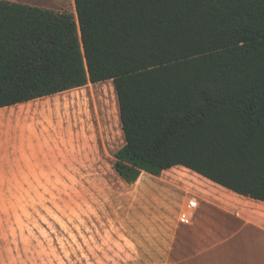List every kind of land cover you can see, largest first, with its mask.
Here are the masks:
<instances>
[{
  "label": "trees",
  "instance_id": "obj_1",
  "mask_svg": "<svg viewBox=\"0 0 264 264\" xmlns=\"http://www.w3.org/2000/svg\"><path fill=\"white\" fill-rule=\"evenodd\" d=\"M0 0V108L113 80L114 168L187 167L264 201V0Z\"/></svg>",
  "mask_w": 264,
  "mask_h": 264
},
{
  "label": "rangeland",
  "instance_id": "obj_2",
  "mask_svg": "<svg viewBox=\"0 0 264 264\" xmlns=\"http://www.w3.org/2000/svg\"><path fill=\"white\" fill-rule=\"evenodd\" d=\"M10 1L77 18L75 0ZM51 105L40 137L50 143L49 159L33 172L34 191L0 193V264L160 262L153 254L157 216L167 221L179 209L173 196L195 173L176 167L134 184L121 178L114 164L125 135L111 80L59 95ZM40 120L42 126L43 113Z\"/></svg>",
  "mask_w": 264,
  "mask_h": 264
},
{
  "label": "crops",
  "instance_id": "obj_3",
  "mask_svg": "<svg viewBox=\"0 0 264 264\" xmlns=\"http://www.w3.org/2000/svg\"><path fill=\"white\" fill-rule=\"evenodd\" d=\"M98 83L0 108V193L34 191L33 172L46 167L49 159L50 143L40 137L42 128L48 126L51 104L59 95ZM176 167L184 166L170 169ZM193 172L185 179L190 186L180 185L182 191L173 196L179 209L167 213V221L157 216L153 254L163 259L137 264H264V201ZM144 175L155 176L143 171L136 183ZM189 194H193L191 199ZM192 199L198 202L194 208L190 207ZM184 213L189 215L187 221L182 219Z\"/></svg>",
  "mask_w": 264,
  "mask_h": 264
},
{
  "label": "built area",
  "instance_id": "obj_4",
  "mask_svg": "<svg viewBox=\"0 0 264 264\" xmlns=\"http://www.w3.org/2000/svg\"><path fill=\"white\" fill-rule=\"evenodd\" d=\"M197 205H198V202H197L196 199H192V200L190 201V207L194 208V207H196ZM182 219L187 221V220L189 219V215H188V213H184L183 216H182Z\"/></svg>",
  "mask_w": 264,
  "mask_h": 264
}]
</instances>
